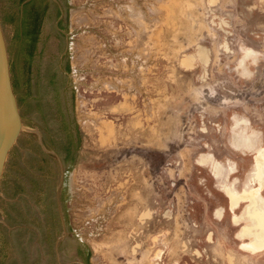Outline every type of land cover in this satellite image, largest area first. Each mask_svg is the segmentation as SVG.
<instances>
[{"label": "rangeland", "instance_id": "rangeland-1", "mask_svg": "<svg viewBox=\"0 0 264 264\" xmlns=\"http://www.w3.org/2000/svg\"><path fill=\"white\" fill-rule=\"evenodd\" d=\"M174 1L46 0L22 71L20 23L8 21L19 7L0 0L16 124L0 173V264H264L239 251L232 217L246 219L248 201L229 210L222 188L259 185L264 0ZM246 135L257 141L233 146Z\"/></svg>", "mask_w": 264, "mask_h": 264}, {"label": "bare ground", "instance_id": "bare-ground-1", "mask_svg": "<svg viewBox=\"0 0 264 264\" xmlns=\"http://www.w3.org/2000/svg\"><path fill=\"white\" fill-rule=\"evenodd\" d=\"M163 11H165V10L163 9ZM163 13H165V12H163ZM163 13H162V15H163ZM140 14H141L140 11H134V15L135 16L138 17ZM142 22H144V18H143V21ZM139 23H141V22H139ZM204 49H200L199 50V57H200L201 60H206L205 56L208 57V55H206ZM189 60L192 61L193 59L192 58H189ZM189 66H191V64ZM238 123L247 124V122L244 121V120L243 121H238ZM246 127H247V125H246ZM246 136L247 137H235L234 140H233V146L242 150V149H244L246 147L252 146V144H254V141H257L256 140L257 138L255 136H248V135H246ZM202 160L204 162H206V163H209V164L211 163V167H213V169H215L217 171V173H219L221 171L220 170L221 164L218 163L217 161L213 160L211 155L203 156L202 157ZM254 181H257L259 183V185L258 186H255L253 188L244 189V190L239 191V192L231 189L228 185H223L224 186L223 187V191L226 193L227 197L229 198L230 207L233 208V209L237 208L241 202L248 201L249 204L246 206L244 217L249 222H248V226L245 227V230H246L247 233H249V234L253 235V237H255V242H254L255 246L257 248H262V247H264V197L261 198V197L258 196V194L262 190L261 188H262L263 183H264V147H262L261 149H259L257 151L256 155H255L254 168H253L252 173H251V176H250V182H254ZM216 215H217L218 218H222V216H223L222 210H217L216 211ZM234 219H235V222L238 223V221L240 220V217H234ZM234 224H236V223H234ZM244 233H245V231H244ZM255 246H254V248H255ZM248 251H250V250H248Z\"/></svg>", "mask_w": 264, "mask_h": 264}, {"label": "flooded vegetation", "instance_id": "flooded-vegetation-1", "mask_svg": "<svg viewBox=\"0 0 264 264\" xmlns=\"http://www.w3.org/2000/svg\"><path fill=\"white\" fill-rule=\"evenodd\" d=\"M17 4L18 16H14L20 23L17 28L20 42L16 55L19 60L23 61V68H25L30 61L27 63L24 61L30 60L36 53V44L48 5L46 0H22L17 1Z\"/></svg>", "mask_w": 264, "mask_h": 264}, {"label": "water", "instance_id": "water-1", "mask_svg": "<svg viewBox=\"0 0 264 264\" xmlns=\"http://www.w3.org/2000/svg\"><path fill=\"white\" fill-rule=\"evenodd\" d=\"M15 127L16 124L8 97V78L0 47V173Z\"/></svg>", "mask_w": 264, "mask_h": 264}, {"label": "crops", "instance_id": "crops-1", "mask_svg": "<svg viewBox=\"0 0 264 264\" xmlns=\"http://www.w3.org/2000/svg\"><path fill=\"white\" fill-rule=\"evenodd\" d=\"M224 172H223V176L224 175H228V173H227V171L225 172V170H223ZM230 174V173H229ZM232 184H234V183H232ZM224 187V186H223ZM222 187V188H223ZM235 187V186H234ZM62 197H63V203H68V198L67 197H64L63 195H61ZM57 198H59V197H57ZM61 200V199H60ZM59 202H61V201H59ZM243 202H241L240 204H239V206L242 204ZM244 203H245V201H244ZM228 204H229V200H228ZM246 206V205H245ZM229 210H233V209H231L230 208V205H229ZM235 216H239L240 217V220L238 221V223H239V225H240V229H239V231L237 232V239L239 240V251L241 252V254L243 255V256H247V257H250V256H252V255H258V254H260V253H264V247H262V248H257L256 246H255V244H254V242H255V237H253V235H251V234H249V233H247L246 232V230H245V227H247L248 226V220H246V219H243V218H241L242 217V212H240L239 214H235V215H233V217H232V219H233V221L235 222V219H234V217ZM236 223V222H235ZM244 226V227H243ZM244 231H245V233H244ZM240 233V234H239ZM68 234H69V232H68ZM67 234V236H69ZM239 234V235H238ZM246 234V235H245ZM241 237V238H240ZM247 246H246V245ZM246 246V247H245ZM252 246V247H251ZM254 246H255V248H254ZM256 249V250H255ZM258 249V250H257ZM260 249V250H259ZM248 250H250V251H248Z\"/></svg>", "mask_w": 264, "mask_h": 264}, {"label": "trees", "instance_id": "trees-1", "mask_svg": "<svg viewBox=\"0 0 264 264\" xmlns=\"http://www.w3.org/2000/svg\"><path fill=\"white\" fill-rule=\"evenodd\" d=\"M16 1H18V2H20V1H22V0H16ZM15 13H12L10 16H8V21L9 22H14L15 21ZM6 20V19H5ZM30 60H26V61H24V63H27V62H29ZM27 67H25V68H23V70L22 71H24L25 69H26ZM23 73V72H22Z\"/></svg>", "mask_w": 264, "mask_h": 264}]
</instances>
